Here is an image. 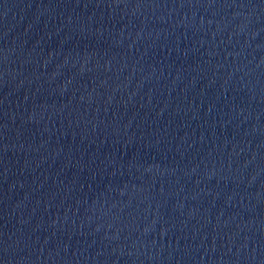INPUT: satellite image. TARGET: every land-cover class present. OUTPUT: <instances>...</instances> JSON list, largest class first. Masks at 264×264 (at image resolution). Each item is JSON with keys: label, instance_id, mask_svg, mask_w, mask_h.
Segmentation results:
<instances>
[{"label": "water", "instance_id": "obj_1", "mask_svg": "<svg viewBox=\"0 0 264 264\" xmlns=\"http://www.w3.org/2000/svg\"><path fill=\"white\" fill-rule=\"evenodd\" d=\"M264 172V0H0V264H214Z\"/></svg>", "mask_w": 264, "mask_h": 264}]
</instances>
